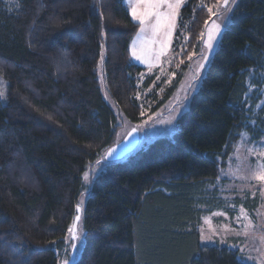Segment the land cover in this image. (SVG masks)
I'll return each mask as SVG.
<instances>
[{
	"label": "trees",
	"instance_id": "16d2710c",
	"mask_svg": "<svg viewBox=\"0 0 264 264\" xmlns=\"http://www.w3.org/2000/svg\"><path fill=\"white\" fill-rule=\"evenodd\" d=\"M216 3L184 5L173 78L158 79L160 70L144 76L132 61L140 27L125 0H0V264H58L84 194L85 245L74 264H248L238 249L202 243L200 226L203 208L216 207L208 188L242 135L263 137L264 106L255 125L252 110L263 99L264 0L237 2L177 132L83 184L121 129L103 97L101 54L113 101L140 123L179 88Z\"/></svg>",
	"mask_w": 264,
	"mask_h": 264
},
{
	"label": "rangeland",
	"instance_id": "374dc122",
	"mask_svg": "<svg viewBox=\"0 0 264 264\" xmlns=\"http://www.w3.org/2000/svg\"><path fill=\"white\" fill-rule=\"evenodd\" d=\"M188 1L184 0V3L179 8L176 26L172 30L167 49L163 55L159 56L158 60L155 57L161 48L160 38L153 36L151 31H147L141 38L135 39V47L138 53L141 52L138 50L141 43H144L149 49V52L143 53L144 58L142 60L134 58L132 55L133 44L131 45L132 61L136 64H141L140 66L146 69L144 76L156 74V71L160 70L158 79L166 75H169L170 79L173 78L169 70L175 64V59L178 58L173 53V44L181 9ZM238 1L236 0V3L232 4L230 0L232 11L227 12L225 16H221V13L225 11L223 7H217V3L212 7V12L215 15L212 14V18L205 28L202 39V51L195 56L191 67L186 72L183 81L172 98L155 115L146 117L144 115L145 118L140 123L130 121L113 101L104 80L101 68L103 61L100 63L103 97L114 110L121 129L115 144L104 151L94 163L87 166L83 176L85 187L90 188L92 180L104 171L109 163L123 161L137 148L147 146L159 138L172 137L177 132L179 129L178 120L188 111L191 97L201 86L202 80L219 49L221 38L231 23V16ZM213 22L220 24L222 31L213 40L214 49L211 55H209L207 61H203L201 57L207 54L208 51L206 48L207 29L211 28ZM149 63L152 64L151 68H149ZM201 63L204 65L203 68H199ZM262 78H264V75H262ZM4 85L5 83L0 79V93H3V95L5 93ZM254 91V87L250 88L249 95L252 96ZM259 93L263 99L252 110L254 125L260 109L264 106V87ZM110 150L114 151L111 156H108L107 153ZM262 152H264V131L263 137L258 141H254L249 134L244 133L242 135L234 154L229 159L228 167L221 171L220 181L214 187L208 188L207 196L216 201V207L203 208L204 215L200 226L202 243L238 249L248 264H264V182L257 181L251 175L257 169V166L264 162V156L261 155ZM97 161H99V164H97ZM88 199V194H84L81 197L78 204L79 212L76 206L70 227L75 223L74 232L77 239L74 240L72 238L73 233L68 230L64 239V246L58 252V264H64L65 260L68 261V264H74L80 258L85 245L84 212ZM77 215L80 217L79 221H75ZM73 245L76 247L74 248Z\"/></svg>",
	"mask_w": 264,
	"mask_h": 264
},
{
	"label": "snow or ice",
	"instance_id": "6c2138e0",
	"mask_svg": "<svg viewBox=\"0 0 264 264\" xmlns=\"http://www.w3.org/2000/svg\"><path fill=\"white\" fill-rule=\"evenodd\" d=\"M184 3V0H129L128 7L131 10V16L133 20L139 22L140 32L137 33V38H141V36L147 32L151 31L152 35L160 38L161 48L160 51L156 54V59L158 60L160 55H163L167 49L168 41L171 38L172 30L176 26V19L178 16V10L181 5ZM232 4L236 3V0H231ZM217 7H223L224 13H221V16H225L227 12H231L232 8L230 6V0H217ZM204 7V5H201ZM208 12L210 14L215 15L212 12V8H208ZM208 37L206 41L207 54L202 55L201 59L203 61H207L209 55H211L214 45L213 40L217 35L222 31L221 25L213 22L211 28L207 29ZM203 36V33H201ZM132 55L137 60H142L143 52L141 50L140 53L137 52L135 43L132 46ZM190 58V57H189ZM101 60L103 61V54H101ZM152 67V64L149 63V68ZM203 63L199 64V68H203ZM3 93H0L2 96ZM114 150H110L107 155L111 156ZM264 156V152L261 153ZM99 164V161H97ZM254 179L260 182H264V162H261L255 171L251 174ZM87 179V177H86ZM80 208L77 205V211L79 212ZM80 217L77 215L75 217V221H79ZM75 223L72 227L69 228V232L73 233L72 238L75 240L77 236L74 232ZM75 248L76 246L73 245ZM64 264H68V261L65 260Z\"/></svg>",
	"mask_w": 264,
	"mask_h": 264
},
{
	"label": "crops",
	"instance_id": "0c3cea01",
	"mask_svg": "<svg viewBox=\"0 0 264 264\" xmlns=\"http://www.w3.org/2000/svg\"><path fill=\"white\" fill-rule=\"evenodd\" d=\"M128 1L129 0H125V2H126V4H127V6H128ZM130 9V8H129ZM130 12H131V10H130ZM135 22H137V23H139L138 21H136V20H134ZM139 32H140V30H139ZM137 38V36L135 37V39ZM135 39H134V41H133V43H135ZM132 43V44H133ZM150 43V42H149ZM139 52L141 51V50H143V53H146V52H149V49H148V47L147 46H145V44L144 43H141L140 45H139ZM138 64V63H137ZM138 65H141V64H138Z\"/></svg>",
	"mask_w": 264,
	"mask_h": 264
}]
</instances>
